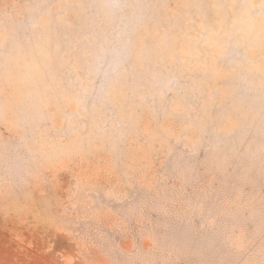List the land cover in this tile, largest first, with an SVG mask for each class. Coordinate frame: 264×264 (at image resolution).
I'll return each mask as SVG.
<instances>
[{"label":"rangeland","instance_id":"374dc122","mask_svg":"<svg viewBox=\"0 0 264 264\" xmlns=\"http://www.w3.org/2000/svg\"><path fill=\"white\" fill-rule=\"evenodd\" d=\"M0 264H264V0H0Z\"/></svg>","mask_w":264,"mask_h":264}]
</instances>
